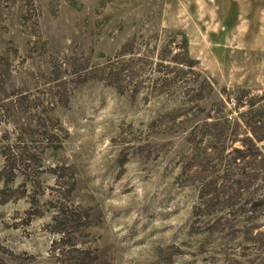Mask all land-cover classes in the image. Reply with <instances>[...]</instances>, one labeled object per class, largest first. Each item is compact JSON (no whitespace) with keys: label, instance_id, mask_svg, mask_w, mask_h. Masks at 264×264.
Returning a JSON list of instances; mask_svg holds the SVG:
<instances>
[{"label":"rangeland","instance_id":"rangeland-1","mask_svg":"<svg viewBox=\"0 0 264 264\" xmlns=\"http://www.w3.org/2000/svg\"><path fill=\"white\" fill-rule=\"evenodd\" d=\"M130 41L181 78L121 87ZM254 135L264 0H0V264H264V167L234 150Z\"/></svg>","mask_w":264,"mask_h":264},{"label":"trees","instance_id":"trees-1","mask_svg":"<svg viewBox=\"0 0 264 264\" xmlns=\"http://www.w3.org/2000/svg\"><path fill=\"white\" fill-rule=\"evenodd\" d=\"M128 45V46H127ZM129 47V49H125V47ZM131 41L126 42L124 44V48H122V52L118 55L119 57H116L113 61H109V64L105 66V68L108 70V75L113 80H118L120 82V86L125 88L126 86H138L141 83H144V81L151 80V83L155 84H163L164 82L169 81H175V79H180L181 76L179 74H176L175 68L171 66L170 64H165V69H163V73H165L162 77H156V78H149V74L154 72V69L152 67V62L148 58L141 57L139 55V52L134 51V47L131 46ZM129 55L128 58H124L125 55ZM121 58V59H119ZM169 62H173L175 64H186L191 65L190 63H185L183 61H178L177 59L173 58L170 59ZM164 66V65H162ZM157 70V69H155ZM160 71V70H159ZM170 72V73H169ZM169 74H173L172 77H169ZM172 79V80H171ZM186 80L189 82L187 84H198V86L189 87L186 91V94L188 96V100H193L194 98L200 99L204 97L206 94H209L211 90L213 89V81L211 77L209 76H203L200 78L192 77H186ZM187 82V81H186ZM125 86V87H124ZM208 87L210 92L204 93L205 88ZM222 105L225 106L224 99H220ZM224 111V110H223ZM222 112V110H221ZM210 121H206V125L208 126V130L206 131L210 137L215 136L217 137L220 142L221 140H231L233 141V138L230 137V135H233V128L230 127L231 120L229 119V116L227 114L218 115L210 117ZM255 124L261 123V121H255ZM246 124H249L246 122ZM216 130V131H215ZM210 131V132H208ZM234 136V135H233ZM264 140V137H258V136H247L243 138L241 141L246 144V150L241 149V147H234V150L238 152V158L239 157H247L250 158L246 164L243 165V167H239L237 165L238 170L240 172H237L238 174H244L253 182L254 179L260 178L259 173L255 170V167H251V164L256 165V158L257 156L260 157V162L264 167V144L259 146V142H262ZM222 143V142H221ZM236 157V158H237ZM237 164V163H236ZM250 166V167H248ZM246 167L248 169H251L252 171H245ZM248 173V174H247ZM227 175V174H226ZM263 180L264 184V171L260 178ZM250 181V182H251ZM235 183L239 185L241 183L240 179H237L234 181ZM248 210H251L252 212L255 210H264V197L262 199H257L254 202L250 203V208ZM264 214V213H263Z\"/></svg>","mask_w":264,"mask_h":264}]
</instances>
